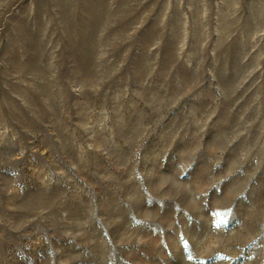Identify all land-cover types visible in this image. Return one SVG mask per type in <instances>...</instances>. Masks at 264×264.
Returning a JSON list of instances; mask_svg holds the SVG:
<instances>
[{"label":"rangeland","instance_id":"374dc122","mask_svg":"<svg viewBox=\"0 0 264 264\" xmlns=\"http://www.w3.org/2000/svg\"><path fill=\"white\" fill-rule=\"evenodd\" d=\"M0 264H264V0H0Z\"/></svg>","mask_w":264,"mask_h":264},{"label":"snow or ice","instance_id":"6c2138e0","mask_svg":"<svg viewBox=\"0 0 264 264\" xmlns=\"http://www.w3.org/2000/svg\"><path fill=\"white\" fill-rule=\"evenodd\" d=\"M189 259H191V256H189Z\"/></svg>","mask_w":264,"mask_h":264}]
</instances>
